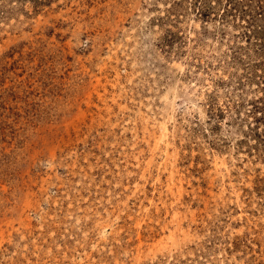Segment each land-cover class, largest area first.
I'll return each mask as SVG.
<instances>
[{
    "label": "rangeland",
    "instance_id": "1",
    "mask_svg": "<svg viewBox=\"0 0 264 264\" xmlns=\"http://www.w3.org/2000/svg\"><path fill=\"white\" fill-rule=\"evenodd\" d=\"M264 0H0V264H264Z\"/></svg>",
    "mask_w": 264,
    "mask_h": 264
},
{
    "label": "trees",
    "instance_id": "2",
    "mask_svg": "<svg viewBox=\"0 0 264 264\" xmlns=\"http://www.w3.org/2000/svg\"><path fill=\"white\" fill-rule=\"evenodd\" d=\"M262 142H263V145H264V133L262 134Z\"/></svg>",
    "mask_w": 264,
    "mask_h": 264
}]
</instances>
